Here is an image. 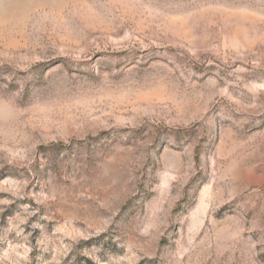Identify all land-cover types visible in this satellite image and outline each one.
Masks as SVG:
<instances>
[{
  "label": "rangeland",
  "instance_id": "rangeland-1",
  "mask_svg": "<svg viewBox=\"0 0 264 264\" xmlns=\"http://www.w3.org/2000/svg\"><path fill=\"white\" fill-rule=\"evenodd\" d=\"M0 264H264V0H0Z\"/></svg>",
  "mask_w": 264,
  "mask_h": 264
}]
</instances>
